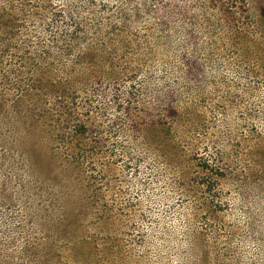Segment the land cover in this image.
I'll return each mask as SVG.
<instances>
[{"label":"rangeland","instance_id":"1","mask_svg":"<svg viewBox=\"0 0 264 264\" xmlns=\"http://www.w3.org/2000/svg\"><path fill=\"white\" fill-rule=\"evenodd\" d=\"M21 9L35 57L90 72L0 87V264H264V0Z\"/></svg>","mask_w":264,"mask_h":264},{"label":"trees","instance_id":"2","mask_svg":"<svg viewBox=\"0 0 264 264\" xmlns=\"http://www.w3.org/2000/svg\"><path fill=\"white\" fill-rule=\"evenodd\" d=\"M231 8L233 9V6ZM138 14L141 18L143 12ZM23 18L21 0H0V87L4 90L19 91L22 87L30 88L36 82L43 83L45 80L58 77L62 81L79 86L80 82L89 76L90 65L86 62L71 63L67 60L56 63L48 51L44 52V57H35L34 49L28 43L29 34ZM109 18L111 17H101L97 20L96 25L94 24L98 33L101 34L104 22ZM133 23H136V21L128 22L129 25L126 29L130 30L135 25ZM72 25H74L75 31L78 32L77 36L80 35L76 47L77 53L84 54L86 51H91L93 39L90 38L89 32L75 21ZM117 30L119 34L124 32L121 28H117ZM167 34L166 32L165 41L169 39ZM99 74L106 82L105 84H108L111 77L110 73L107 70H101ZM83 95L80 99H84L85 102L93 101V94L83 91ZM181 102L180 97L178 103ZM74 104L78 108L80 107L77 103ZM41 106L45 109L44 115L53 122L61 120L64 116V113L48 107L46 103ZM86 133L87 127L85 124H77L74 129L66 127L65 135L67 136L64 138L66 148L70 145L69 139L85 136ZM205 166L208 170L210 167L216 168L209 161H206ZM209 185L211 186L210 183Z\"/></svg>","mask_w":264,"mask_h":264}]
</instances>
